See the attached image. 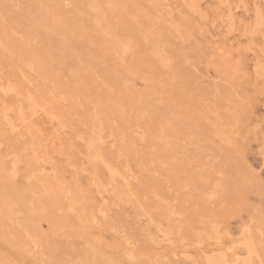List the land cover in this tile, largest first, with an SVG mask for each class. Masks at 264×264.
I'll list each match as a JSON object with an SVG mask.
<instances>
[{"label":"rangeland","instance_id":"rangeland-1","mask_svg":"<svg viewBox=\"0 0 264 264\" xmlns=\"http://www.w3.org/2000/svg\"><path fill=\"white\" fill-rule=\"evenodd\" d=\"M0 264H264V0H0Z\"/></svg>","mask_w":264,"mask_h":264},{"label":"bare ground","instance_id":"bare-ground-1","mask_svg":"<svg viewBox=\"0 0 264 264\" xmlns=\"http://www.w3.org/2000/svg\"><path fill=\"white\" fill-rule=\"evenodd\" d=\"M25 15V14H24ZM152 128V127H151ZM92 145V144H91Z\"/></svg>","mask_w":264,"mask_h":264}]
</instances>
